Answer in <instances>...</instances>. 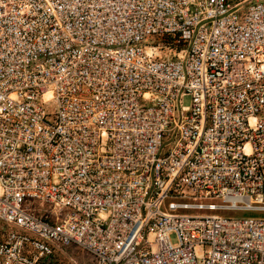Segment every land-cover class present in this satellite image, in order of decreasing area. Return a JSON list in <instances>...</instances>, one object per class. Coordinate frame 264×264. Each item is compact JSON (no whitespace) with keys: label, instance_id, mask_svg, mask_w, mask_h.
Wrapping results in <instances>:
<instances>
[{"label":"built area","instance_id":"built-area-1","mask_svg":"<svg viewBox=\"0 0 264 264\" xmlns=\"http://www.w3.org/2000/svg\"><path fill=\"white\" fill-rule=\"evenodd\" d=\"M0 264H264V0H0Z\"/></svg>","mask_w":264,"mask_h":264},{"label":"rangeland","instance_id":"rangeland-1","mask_svg":"<svg viewBox=\"0 0 264 264\" xmlns=\"http://www.w3.org/2000/svg\"><path fill=\"white\" fill-rule=\"evenodd\" d=\"M188 98H183L182 99V105L184 106V107H187V105H188ZM49 107H51L50 105H48V108ZM169 240H170V242H171V244H174L175 243V239H174V236L173 235H170L169 236Z\"/></svg>","mask_w":264,"mask_h":264}]
</instances>
